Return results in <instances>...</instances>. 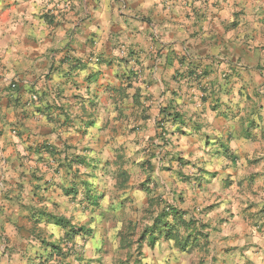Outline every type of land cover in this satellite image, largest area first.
I'll use <instances>...</instances> for the list:
<instances>
[{
  "label": "crops",
  "instance_id": "obj_1",
  "mask_svg": "<svg viewBox=\"0 0 264 264\" xmlns=\"http://www.w3.org/2000/svg\"><path fill=\"white\" fill-rule=\"evenodd\" d=\"M35 2L0 0V241L34 237L33 264H117L128 255L109 243L147 202L154 219L176 208L204 224L211 263L264 264V0H59L60 20ZM137 3L143 14H133ZM29 18L18 51L39 63L6 77L5 40H19ZM38 19L54 24L42 41ZM135 53L133 69L125 57ZM117 104L139 122L123 124L119 107L108 117ZM143 135L140 171H129L124 154ZM154 140L173 145L158 175L155 152L142 154ZM165 186L171 199L148 200Z\"/></svg>",
  "mask_w": 264,
  "mask_h": 264
},
{
  "label": "clouds",
  "instance_id": "obj_2",
  "mask_svg": "<svg viewBox=\"0 0 264 264\" xmlns=\"http://www.w3.org/2000/svg\"><path fill=\"white\" fill-rule=\"evenodd\" d=\"M143 5H140L137 3V7L134 10L135 14H143L142 9ZM256 7L255 5H245L243 3L238 2L236 4V10H239L241 8H253ZM32 8L37 10L38 12H48L51 10L50 14L55 16V20H60L63 16V12L66 10V5L63 3H60L59 0H36L35 3L32 4ZM224 16V14H222ZM226 20L231 21L232 17H224ZM38 27H35V36L36 40L42 41L43 37L47 35L48 32L52 31L54 29V24L49 25L47 21L43 19H38ZM33 25L31 23V19L29 18V23L25 27V31L21 32L19 34L20 39L16 40L15 38L8 37L5 40L4 47H3V57L4 59V65L6 67L5 76L6 77H12L19 79L17 74H25L29 72H34L36 68V63H39V57L36 59V63H33L31 60H29L25 55L20 53L18 50L22 47L23 44V38L24 35L30 33L33 31ZM135 27V25H133ZM94 30V29H93ZM243 39V35H241V40ZM11 45V47H9ZM19 53V54H17ZM121 56H124L123 53L120 54ZM10 58V59H9ZM129 62L130 66L135 69L137 67V59H136V53L134 55H129L125 57ZM44 59H47V54L44 55ZM143 67V62L141 61V68ZM94 72L96 71H102V69H93ZM138 74V73H137ZM121 76H124L126 79L129 78L128 69L124 66H121ZM132 79H135V76H132ZM166 81H170V77H162L161 80L158 81V86L161 92L167 93L168 85ZM109 83V85H112V83L108 81H101V84ZM119 83V82H116ZM113 86V85H112ZM171 87L175 88L177 85L173 82ZM12 96H15V93H11ZM85 101H90L92 99L91 96H89L87 93L83 94ZM167 97H160L155 102L161 106L164 105V101ZM262 101H256L255 98H253L252 101L249 103L251 104H258ZM99 103V102H98ZM119 107L123 113L124 116H127V120H122V123L125 125H129L133 122H139L138 120L133 121L132 115L129 111H127L123 104H117L113 108L108 109L106 115L108 117H111L113 112L115 111V108ZM145 108L148 107L147 104L144 105ZM179 110V109H178ZM174 114V113H173ZM137 117L140 115V112L137 111L136 113ZM191 115V113H189ZM241 115H244V113H241ZM104 115L100 117V121H97V127L99 126V123L104 120ZM163 119V117H161ZM169 127V134L167 136V139L172 140L173 144L175 143V138L170 135L172 131V127ZM161 135H164V133H161ZM147 140V136L143 135L140 141L139 148L137 147H130L129 150L124 154V160L126 163L124 164V168L128 169L129 171L133 172H139L140 171V155L138 153H141V150L145 149V141ZM172 144H169L167 149L164 148V145L161 144L160 140H154V141H148V148L147 150L143 151L142 154L145 156L151 157V153L155 152L156 154V168L157 173L152 175H158V169H159V157L162 150H168L172 148ZM135 163H134V162ZM150 173L149 172H141L139 179H145ZM137 177L133 178L132 183L136 182ZM167 187H162L160 189H155L153 191V195L149 196L148 200L151 201L153 197H159V196H166L168 199H171V196L167 192ZM130 191V186L125 185L123 189H121V192ZM133 196H137L138 194L133 192ZM106 203V201H104ZM142 201L140 199L137 200V204H141ZM160 204L159 201L157 202V209L159 208ZM143 207L147 208L148 203L143 202ZM149 211H151L149 209ZM152 215H147L145 218V213L142 211L141 213L137 214L135 217L136 223L129 225L128 218L123 217L124 219V234H125V240L126 243L131 244L132 248L131 251L133 252V260L128 262V264H134V262L137 259L136 254V240L134 237V233H138L141 228L145 226L150 220H152ZM137 224L139 225V228H137ZM8 229L5 228V232L7 233ZM37 234L40 233V229H36ZM42 238H44L42 236ZM147 236H145V239ZM48 239H53L51 237H48ZM155 240V238H154ZM54 242V241H53ZM25 246L21 247L20 242L18 240H11L7 245L3 243V241H0V264H33L32 258L35 256L37 249H40L42 246L39 243L38 240H36L34 237L30 238L23 242ZM35 264H39V260L35 261Z\"/></svg>",
  "mask_w": 264,
  "mask_h": 264
},
{
  "label": "rangeland",
  "instance_id": "obj_3",
  "mask_svg": "<svg viewBox=\"0 0 264 264\" xmlns=\"http://www.w3.org/2000/svg\"><path fill=\"white\" fill-rule=\"evenodd\" d=\"M142 211L145 213V218L147 215H152L153 217V214H151L152 212H149L146 209L144 210V208H142V210L140 209L138 212L141 213ZM168 216V219L173 222L174 228H166V226L164 227L162 225L153 227L155 220L153 217L152 219L154 220L145 224L138 233H134L137 242L135 245L137 259L134 264H216L211 263L209 257L212 250L207 233L203 231L204 233L202 235L195 238L198 235L196 233V228L201 230L200 226H197L198 222L196 221L190 225V227H187L183 225V219L179 218L178 220L173 218V212L169 213ZM137 228H139L138 224ZM164 228L168 229L166 231H173L175 236L177 235L179 238L183 239L190 233L192 234L190 237L192 240L189 242L188 246L183 249L175 237L168 238L165 235L166 231ZM119 234L121 235L120 244L117 245L116 243L111 242L109 243L108 250L113 253L120 252L123 256L127 254L128 256L126 259L125 257L117 259V264H127L133 260V252L131 251L132 245L126 243L124 226L119 228ZM145 236H147L146 239ZM68 244H71V242L67 241V245ZM214 254L217 255L218 252H215Z\"/></svg>",
  "mask_w": 264,
  "mask_h": 264
},
{
  "label": "trees",
  "instance_id": "obj_4",
  "mask_svg": "<svg viewBox=\"0 0 264 264\" xmlns=\"http://www.w3.org/2000/svg\"><path fill=\"white\" fill-rule=\"evenodd\" d=\"M167 207H170V206H167ZM172 209V212H173V214H174V219H178L179 220V218H181V219H183L182 220V223H183V225L184 226H187V227H190V225H192L193 223H194V219L193 218H191L190 220H187V219H184V215L185 214H187L188 212H186V211H183V210H177L176 208H175V210H173L174 208H171ZM169 215V213L168 212H166L165 210L164 211H162L157 217H156V219L154 220V224H153V227H156V226H159V225H162V226H166V228H168V227H170V228H174V224H173V222H171L169 219H168V216ZM54 218L57 220V221H59V222H62V223H65V224H67L68 222L63 218V217H60V216H54ZM196 222V221H195ZM200 228H201V230L200 229H197L196 228V233L198 234L195 238H198V236L199 235H202L204 232V229H205V226H204V224H201L200 225ZM165 229V228H164ZM166 230H168V229H165V231ZM168 238H170V237H175L176 239H177V241L179 242V245H181V247L183 248V249H185L187 246H188V244H189V242L192 240L190 237H191V235L192 234H187V236L183 239V238H179L177 235L175 236L174 234H173V231L171 232V231H166V234H165ZM206 235V234H205ZM204 235V236H205ZM207 236V235H206ZM195 240V239H194Z\"/></svg>",
  "mask_w": 264,
  "mask_h": 264
}]
</instances>
